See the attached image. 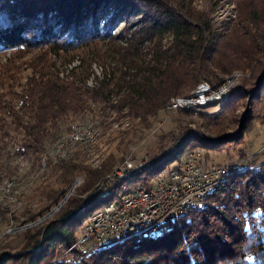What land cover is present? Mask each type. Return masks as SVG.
Segmentation results:
<instances>
[{"label":"trees","instance_id":"trees-1","mask_svg":"<svg viewBox=\"0 0 264 264\" xmlns=\"http://www.w3.org/2000/svg\"><path fill=\"white\" fill-rule=\"evenodd\" d=\"M62 1L0 2V49L19 53L40 50L29 60L31 72L24 83L23 69L12 61L1 75V88L13 87L16 81L22 90L6 99L1 93L0 141L12 131L19 133L23 154L38 159L49 140L61 133V122L93 111L91 104L111 101L123 87L124 107L144 119L164 108L173 96L191 93L199 82L217 87L237 72L255 75L248 91L251 98L260 96L264 85V0L253 2L247 11L237 0V17L228 19L223 27H216L212 18L196 11L158 7L159 15L148 21L147 30L156 36L169 32L170 41L164 48L161 41L155 42L159 55L139 64L132 59L126 62L125 52L113 49L109 53L100 44L106 38H117L111 29L121 19L131 21L132 15L125 12L132 0H65L59 5ZM215 9L216 2L211 11ZM2 19L9 24L1 27ZM120 55L136 71L126 73L125 84L115 91L111 87L116 85L117 73L112 64ZM93 65L102 68L101 78L95 75ZM93 76L96 84L90 86ZM230 136L206 139L185 135L177 148L130 175L104 179L102 190L96 189L84 204L74 199L57 219L33 234V245L27 251L5 254L1 264H264V160L230 167L201 207L176 215L168 228L133 232L102 249L81 252L76 246L68 251L92 213L116 199L123 184L148 187L154 175L179 166L186 149L220 148ZM172 161L176 164L167 167ZM5 169L0 158V185L9 175Z\"/></svg>","mask_w":264,"mask_h":264},{"label":"rangeland","instance_id":"rangeland-1","mask_svg":"<svg viewBox=\"0 0 264 264\" xmlns=\"http://www.w3.org/2000/svg\"><path fill=\"white\" fill-rule=\"evenodd\" d=\"M255 1L257 2V0L238 2H242L240 8L247 11ZM0 2L2 3V0ZM215 2L216 9L212 10L211 14ZM64 3L65 0L58 4ZM236 3L237 0H132L125 12L132 15L131 21L126 23L124 18L121 19L119 24L111 29L117 38L114 37L113 40L106 38L100 44H103L104 49L109 53L113 49L125 52L126 62L132 59L139 64L144 59L159 55V46L154 45L155 42L161 41L164 48L170 41L169 32L156 36L147 30L148 21L158 17V9H162V6L172 8L175 12L176 9L185 13L189 10L196 11L206 19L212 18L216 27H223L228 19L237 17ZM58 8L60 9L59 6ZM7 24L9 22L6 19L5 22L1 20V27ZM39 30L41 29H38L37 34L40 33ZM39 51L36 48L30 52L25 50L19 53L16 50L0 49V97L1 93L5 99L11 95L13 97L22 90L16 81L13 87L1 88V75L4 74L3 69L6 65L12 61L23 69L21 81L24 83L26 81L24 77L31 72L28 68L29 60ZM22 53L25 56H22ZM125 58L120 55V59H116L112 64L117 73V80L114 81L117 86L113 84L114 87H111L115 91H119V88L125 84L123 78L126 73L136 71L135 68L130 69L129 65L124 63ZM93 68L95 75L101 78L102 68L97 65H93ZM172 71L175 72V69ZM95 79L96 77L93 76L88 84L95 85ZM255 80V75L252 76L248 72L234 73L225 78L226 89L217 98L210 97L204 104L189 103L185 107L176 108H171L168 102L164 108L147 116L146 119L130 113L129 108L124 107L125 101H121L123 100L121 95H124L126 89L123 87L121 94L114 95L111 101L91 104L93 111L61 122V133L49 140L46 151L38 159L33 155L21 153V137L19 133L12 131L5 141H0V158L9 174L8 177H4L0 185V264L1 257L5 254L12 255L27 251L26 248L30 244L33 245L31 243L33 234L42 231L48 223L57 219L61 210L66 209L74 199H79V202L84 204L91 195H95L96 189L98 191L103 189L106 183L104 179L116 180L115 176L129 162L142 167L152 159L161 158L171 149L177 148L185 135L195 134L206 139L232 136L228 137V141L220 148L196 146L186 149L181 156L182 161L195 152V149H199L203 165H230L232 168V166H244L252 161L259 163V160H264V85L260 96L251 98L248 89L253 87ZM199 86L200 82L191 93L178 97L189 100ZM74 122L91 127L93 129L91 136L89 135L86 140L70 142L69 134L74 130ZM238 135L240 137L235 138ZM64 139L68 141L67 155L60 157L56 153L57 143ZM204 142L211 144L206 140ZM188 150L190 151L186 152ZM175 164L176 162L172 161L166 166L172 167ZM174 169L160 171L159 175L156 174L151 178L150 183L155 184L157 179ZM222 178L217 180L218 183ZM215 182L207 188L208 194L216 186ZM140 184L133 183L132 186L123 184L114 201H120L128 193L132 194L136 187L146 186ZM195 207L201 206L195 205ZM101 209L103 206L96 211ZM170 223L168 226L163 224L164 226L160 227L168 228ZM86 225L84 223L82 229L77 232L79 234L77 241L83 238ZM90 242L92 241L82 243L77 248L81 252H86L90 249L91 244H88ZM74 247L75 243L68 251ZM102 248L104 247L100 246L97 249Z\"/></svg>","mask_w":264,"mask_h":264},{"label":"built area","instance_id":"built-area-1","mask_svg":"<svg viewBox=\"0 0 264 264\" xmlns=\"http://www.w3.org/2000/svg\"><path fill=\"white\" fill-rule=\"evenodd\" d=\"M226 89V82L213 88L206 81H201L189 100H182L174 96L169 101L171 108L185 107L190 104H204L208 98H217ZM91 127L74 122V130L70 131V142L82 141L88 138ZM78 132H85V139H78ZM68 141H62V149L56 153L64 154V146ZM139 166L129 162L119 172L116 178L129 173ZM231 166L203 165L199 149H195L187 159L170 171L162 178L157 179L155 184L134 188L132 195H125L120 205L99 213L84 227V236L75 242L76 246L82 243L91 244L89 248H99L102 245L114 243V237L133 229V221H151L167 219L178 212L182 205L204 203L201 200V192L210 187L217 180V175L223 173ZM233 167V166H232ZM83 251H85V248Z\"/></svg>","mask_w":264,"mask_h":264},{"label":"bare ground","instance_id":"bare-ground-1","mask_svg":"<svg viewBox=\"0 0 264 264\" xmlns=\"http://www.w3.org/2000/svg\"><path fill=\"white\" fill-rule=\"evenodd\" d=\"M181 99H182V97H181ZM183 100V99H182ZM93 130V129H92ZM92 130L89 132V134H88V137H89V135L92 133ZM91 136V135H90ZM85 137V132H78V139H83ZM69 139H70V134H69ZM62 141H65V139L64 140H59L58 141V143H57V148H56V150L57 149H62ZM73 142H75V141H73ZM66 148H67V146H64V154H62V155H60V157H62V156H66L67 154H66ZM128 165V164H127ZM126 165V166H127ZM125 166V167H126ZM139 168V167H138ZM124 169V168H123ZM122 169V170H123ZM134 170V169H133ZM229 170V168H226L224 171H223V173L222 174H220V175H217V180L219 181L220 180V178H222L224 175H225V173H227V171ZM132 171V170H131ZM130 171V172H131ZM119 172H121V171H119ZM118 172V173H119ZM217 180H215L214 182H215V184H217L218 183V181ZM214 182L212 183V184H214ZM211 184V185H212ZM210 185V186H211ZM133 188V187H132ZM126 189V191H127V188H125ZM124 189V190H125ZM213 189V188H212ZM211 189V190H212ZM123 190V189H122ZM210 190V189H209ZM211 190H210V192H211ZM204 191H206L204 194H203V192ZM128 192V191H127ZM133 192V191H132ZM122 194H126V193H122ZM121 194V195H122ZM208 194V190L207 189H205V190H203L202 192H201V200L204 202V200H205V198H206V195ZM127 195H132V194H127ZM124 198V197H123ZM123 198L120 200V201H112L111 203H108L106 206H104L103 207V209H101V210H99V211H96L94 214H92L91 215V217L89 218V221L90 220H92V219H94L99 213H103L104 211H106V210H108V209H110V208H112L113 206H115V205H120L122 202H123ZM195 205L196 206H202V203H199V204H190V205H182L181 207H180V209L178 210V212H175V214L174 215H171L169 218H167V219H160V220H151V221H147V222H143V221H133V229H129L128 231H126V232H124V233H121V234H119L118 236H116V237H114V240H117V239H122L123 238V236H126L128 233H130L131 231H136V230H138V231H142L143 229H147V228H149L150 229V227H153V228H155V229H158L160 226H162L163 224L164 225H166V226H168V224L173 220V218L176 216V215H178V214H182V213H185L186 211H188V209H191L192 207H195ZM88 221V222H89ZM163 225V226H164ZM152 228V229H153ZM137 231V232H138ZM119 239V240H120ZM111 244V243H110ZM108 244H105V245H102V247H106Z\"/></svg>","mask_w":264,"mask_h":264},{"label":"crops","instance_id":"crops-1","mask_svg":"<svg viewBox=\"0 0 264 264\" xmlns=\"http://www.w3.org/2000/svg\"><path fill=\"white\" fill-rule=\"evenodd\" d=\"M259 161H261V160H259Z\"/></svg>","mask_w":264,"mask_h":264}]
</instances>
